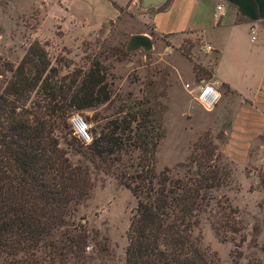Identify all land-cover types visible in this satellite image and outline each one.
<instances>
[{"label": "trees", "instance_id": "obj_1", "mask_svg": "<svg viewBox=\"0 0 264 264\" xmlns=\"http://www.w3.org/2000/svg\"><path fill=\"white\" fill-rule=\"evenodd\" d=\"M37 52L18 67L8 65L11 78L0 92V264L86 262L89 237L74 218L90 197L95 171L115 178L137 202L125 264H221L196 233L203 217L219 240L235 243L231 264H238L245 228L237 209L215 195L232 176L215 147L198 146L175 173L170 168L156 173L160 133L151 112L140 109L93 129L92 141L83 144L71 135L68 119L109 101L106 69L93 62L58 78L43 51ZM38 92L42 106L30 101ZM56 133L80 159L69 158Z\"/></svg>", "mask_w": 264, "mask_h": 264}, {"label": "rangeland", "instance_id": "obj_2", "mask_svg": "<svg viewBox=\"0 0 264 264\" xmlns=\"http://www.w3.org/2000/svg\"><path fill=\"white\" fill-rule=\"evenodd\" d=\"M73 2L0 0V92L11 78L8 65L18 67L29 53L33 57L38 56L37 51H43V58L58 70V78L98 62L106 69L110 99L92 109L72 113L70 118L81 115L93 138V129L100 131L110 122L120 121L132 109L150 111L155 131L157 135L160 133L155 149L156 173L164 168L175 173L177 165L188 163L198 146L215 147V153L222 155L220 162L229 164L232 172L228 186L215 195L221 201L227 198L245 228L246 241L240 248L242 257L238 264H264V142L250 149L251 156L246 162L237 163L226 152L231 111L220 109L228 101V91L219 87L221 98L210 111L196 103L194 92L190 93L201 82L216 80L213 73L210 78L206 73L214 68L217 53L208 52L196 36L180 37L173 42L168 37H159L149 23L144 26L136 18L109 23L96 14H79ZM134 31L145 32L151 38L150 51H126ZM34 58L38 63L40 59ZM43 99L38 92L32 94L30 101L42 106ZM70 118L68 125L72 132ZM56 134L69 158L80 159L61 134ZM92 177L90 197L77 207L74 218L76 225L85 226L89 237L87 259L81 264H125L127 231L136 199L115 178L100 171H95ZM198 232L203 246L215 253L221 264L232 263L235 243L219 240L205 217Z\"/></svg>", "mask_w": 264, "mask_h": 264}, {"label": "crops", "instance_id": "obj_3", "mask_svg": "<svg viewBox=\"0 0 264 264\" xmlns=\"http://www.w3.org/2000/svg\"><path fill=\"white\" fill-rule=\"evenodd\" d=\"M73 3L79 14H96L107 22L136 18L144 26L149 23L157 36L171 42L184 36L200 38L218 53L213 77L228 91V101L220 107L231 111L227 154L244 163L250 149L264 142V0H168L147 11L141 10V0ZM218 5L223 6V15L216 19Z\"/></svg>", "mask_w": 264, "mask_h": 264}, {"label": "built area", "instance_id": "obj_4", "mask_svg": "<svg viewBox=\"0 0 264 264\" xmlns=\"http://www.w3.org/2000/svg\"><path fill=\"white\" fill-rule=\"evenodd\" d=\"M223 15V6L218 5L216 7L214 17L216 19L220 18ZM251 33L252 29H251ZM255 37L252 36L251 41H254ZM206 50L209 52L212 50L210 46H205ZM220 84L218 81L212 82H201L194 90L190 91V93L194 92L193 98L196 103H198L202 108L206 111L212 110L218 104L221 93L219 91ZM186 90H189V85L185 86ZM70 126L72 130V135L78 139L83 144H89L92 141L89 125L83 119V117L79 114H74L70 118Z\"/></svg>", "mask_w": 264, "mask_h": 264}, {"label": "water", "instance_id": "obj_5", "mask_svg": "<svg viewBox=\"0 0 264 264\" xmlns=\"http://www.w3.org/2000/svg\"><path fill=\"white\" fill-rule=\"evenodd\" d=\"M167 2L168 0H141V10L147 11L149 9H158L163 7ZM152 47L153 43L149 36L144 34H134L130 36L126 44V51L134 52L137 50H143L144 52H148Z\"/></svg>", "mask_w": 264, "mask_h": 264}]
</instances>
